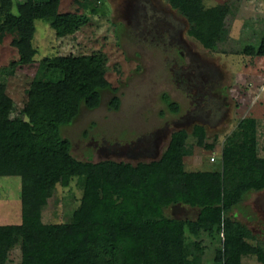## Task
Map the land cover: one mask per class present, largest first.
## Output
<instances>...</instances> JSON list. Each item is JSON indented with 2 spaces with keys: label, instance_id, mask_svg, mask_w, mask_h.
<instances>
[{
  "label": "trees",
  "instance_id": "1",
  "mask_svg": "<svg viewBox=\"0 0 264 264\" xmlns=\"http://www.w3.org/2000/svg\"><path fill=\"white\" fill-rule=\"evenodd\" d=\"M185 18L187 34L202 47L224 52L229 28L227 4L205 7L202 0H166ZM60 0H22L17 12L2 11L0 41L13 33L11 45L18 59L13 65L34 61V21L43 20L58 37L73 35L80 22L71 13L59 12ZM264 56V38L256 51L246 45L241 52ZM117 89L106 79V57L56 55L38 62L27 90V100L17 111L0 82V177L21 179V222L0 225V264L17 249L19 264H204L186 233L219 237L215 264H241L253 255L264 264V247L252 243L248 227L231 212L252 191L264 190V157L258 154L257 120H239L221 150L215 170L189 171V136L207 145L200 125L191 133L178 130L158 159L131 164L102 160L82 161L71 154L61 128L70 124L80 108L101 103V93ZM172 111L175 103L166 94ZM111 108L117 110L114 95ZM76 178L82 195L67 223H44V210L57 185ZM198 210L195 220L164 214L172 205ZM196 246V247H195Z\"/></svg>",
  "mask_w": 264,
  "mask_h": 264
},
{
  "label": "rangeland",
  "instance_id": "2",
  "mask_svg": "<svg viewBox=\"0 0 264 264\" xmlns=\"http://www.w3.org/2000/svg\"><path fill=\"white\" fill-rule=\"evenodd\" d=\"M20 1L0 0V18L5 10L16 13ZM202 1L205 7L225 3L230 8L224 52L205 49L190 37L187 21L166 0H60L59 12L74 14L79 30L58 37L47 22L35 20L36 54L26 65L12 64L18 54L11 45L14 34L6 33L0 41V82L19 111L41 59L101 53L106 57V79L117 91H103L97 108L81 107L77 117L61 128L76 159L148 162L161 156L174 132L191 133L200 125L206 132V146L213 148L189 136L185 168L215 170L226 137L246 117L257 120L258 154L264 157V56L241 53L246 45L257 51L264 38V0ZM164 94L177 111L171 110ZM114 95L120 101L117 110L110 104ZM20 191V177H0V223L21 222ZM81 195L76 178L68 186L57 185L42 211V221L69 222ZM181 208V204L168 206L164 214L195 217L196 209L189 213ZM231 215L248 227L252 243L264 247V190L249 192ZM186 235L188 241L198 243L193 248L196 256L204 264H215L220 238ZM19 262V250H11L6 264ZM241 264L261 263L246 255Z\"/></svg>",
  "mask_w": 264,
  "mask_h": 264
},
{
  "label": "crops",
  "instance_id": "3",
  "mask_svg": "<svg viewBox=\"0 0 264 264\" xmlns=\"http://www.w3.org/2000/svg\"><path fill=\"white\" fill-rule=\"evenodd\" d=\"M221 156V155H220ZM220 160H221V157H220ZM184 165H185V162H184ZM204 170H208V169H204ZM182 208L180 210H184L185 212H189V213H192V210L193 209H196V208H192V207H189V206H184V205H181ZM174 210V209H173ZM197 214H198V210L196 209L195 211V217L193 219H189V218H178V219H188V220H195L196 217H197ZM176 218V217H175ZM1 225L3 224H10V223H0Z\"/></svg>",
  "mask_w": 264,
  "mask_h": 264
},
{
  "label": "built area",
  "instance_id": "4",
  "mask_svg": "<svg viewBox=\"0 0 264 264\" xmlns=\"http://www.w3.org/2000/svg\"><path fill=\"white\" fill-rule=\"evenodd\" d=\"M210 160H211V161H214V158H213V157H211V158H210Z\"/></svg>",
  "mask_w": 264,
  "mask_h": 264
}]
</instances>
